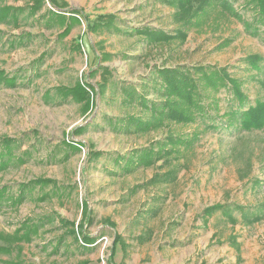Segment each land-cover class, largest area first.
Returning <instances> with one entry per match:
<instances>
[{"label": "rangeland", "instance_id": "rangeland-1", "mask_svg": "<svg viewBox=\"0 0 264 264\" xmlns=\"http://www.w3.org/2000/svg\"><path fill=\"white\" fill-rule=\"evenodd\" d=\"M65 1L91 20L98 14H114L121 30L145 27L174 35L180 27L175 9L165 0ZM231 2L245 20H251V7L242 0ZM5 3L24 6L26 1ZM214 15L203 27L188 31L183 43L155 45H146L141 35L90 32L84 21L62 41L56 27L47 29L36 17L23 14L17 27L0 24V71L18 78L15 88L0 87V136L35 134L24 140L22 149L30 144L38 149L25 165L0 173V187L15 193L19 183L48 178L71 191L62 200L37 202L30 197L18 208L0 204L2 234H12L28 219L42 224L30 243L0 254V264H106L117 235L125 251L115 245V264H264V220L245 224L236 208L253 210L264 203V129L228 134L204 130L197 123L139 135L114 132L109 126L110 119L128 112L120 104L119 88L141 82L153 67H225L242 83L250 103L264 100V27L258 37H251L235 19L223 16L217 22ZM28 33L31 37L19 44L18 37ZM225 40L229 45L219 49ZM103 52L111 58L99 61ZM98 66L110 71L108 87L104 96L93 98L89 112L82 113L81 105L71 99L57 97L56 87H71L78 80L97 90L101 75L87 74ZM80 126L87 128L72 134ZM195 133L199 137L189 150L152 167L122 172L112 161L117 155L155 147L171 134L189 139ZM66 141L81 142L83 147L63 159ZM91 151L103 156L89 161ZM54 152L58 157L48 159ZM254 179L262 185L251 190L248 182ZM83 202L93 219L83 228L85 235L95 238L89 248L65 235L56 220H49L57 215L77 228ZM217 204L231 205L236 221L217 212L204 223V210ZM0 247L7 248L1 241Z\"/></svg>", "mask_w": 264, "mask_h": 264}, {"label": "trees", "instance_id": "trees-1", "mask_svg": "<svg viewBox=\"0 0 264 264\" xmlns=\"http://www.w3.org/2000/svg\"><path fill=\"white\" fill-rule=\"evenodd\" d=\"M24 1H26L24 6H11L6 4L5 0H0V24L17 27L23 14L26 18L36 17L43 21L47 29L56 27L59 30L57 34L59 41L68 37L72 30L80 26L83 21L90 32L106 31L127 36L141 35L146 45L168 44L173 41L183 43L188 31L203 27L214 14V20L217 19V22L223 16L240 22L244 32L251 37H258L260 27H264V0H242L247 7H251V20H245L242 14L234 8L231 0H165L175 9L174 19L180 25L175 29L174 35L145 27L121 30L116 25L118 19L114 14H98L91 20L89 14H85L81 9L70 8L65 0ZM1 33L2 31L0 35ZM30 37L29 33L21 34L17 41L21 44ZM229 43L230 40L223 41L219 44V49L227 47ZM11 45L14 47L15 41ZM75 49L80 52V44H75ZM45 55L43 53L38 62L42 61ZM110 58L111 54L103 52L98 60L107 61ZM98 73L101 75V82L97 84V90L88 82L78 80L71 87H56L55 94L62 100L71 99L80 104L82 113H87L93 107V98L104 96L108 87L110 71L104 66L89 70L87 77H94ZM17 79L16 76H8L0 71V87L15 88ZM119 89L120 104L128 112L122 118L110 119L109 126L114 132L145 135L170 125L187 126L197 123L201 124L204 130L228 134L264 129V100L250 103L242 89V83L231 76L225 67L210 64L153 67L141 82L123 84ZM112 90L115 92L116 87ZM46 95L50 96L49 92ZM86 128L87 126L77 127L72 134H80ZM32 136L35 137V134ZM32 136L26 133L21 138L0 136V173L9 168H19L34 157L38 151L35 144L22 149L24 140L29 141ZM198 137L199 133H195L189 139L171 134L164 141L157 142L155 147L133 150L124 156L117 155L112 158V161L122 172H131L139 167L149 168L161 159H170L172 156L181 154L183 150H189ZM64 146L61 152L63 159H67L70 153H79L83 143L66 141ZM101 156L103 152L91 151L88 159L94 161ZM47 157L55 160L58 154L54 152ZM170 176L171 174L167 175L169 178ZM248 185L251 190H255L261 187L262 182L254 179L248 182ZM46 188L49 190L45 192ZM70 192L66 187L61 188L55 180L36 178L19 183L15 193L9 192L8 187H0V204L7 203L12 208H18L30 197L33 199L36 197L37 202H46L53 198L62 200ZM236 208L241 211L242 221L245 224L264 220V203L253 210L239 206ZM81 209L82 219L76 226L77 228L74 223L57 215L53 218L49 216V220H56L65 230V235H69L77 244L81 241L80 244L83 247L89 248L95 242V238L88 234L85 235L83 228L84 225L90 227L93 219L86 203L81 204ZM217 212L226 216L231 223L236 221L232 217L231 205L217 204L204 210V223ZM41 225L39 221L33 222L28 219L12 234L0 233V241L9 248L0 247V254L7 253L6 251H10L13 246L20 249L22 244L30 243L34 237L39 235ZM232 242L239 251L235 240L232 239ZM115 245H119L122 252L125 251L121 237L115 236L106 264H115ZM52 249H57V246Z\"/></svg>", "mask_w": 264, "mask_h": 264}]
</instances>
